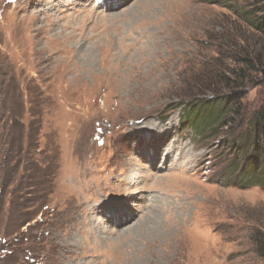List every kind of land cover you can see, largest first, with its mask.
Instances as JSON below:
<instances>
[{"label":"rangeland","instance_id":"obj_1","mask_svg":"<svg viewBox=\"0 0 264 264\" xmlns=\"http://www.w3.org/2000/svg\"><path fill=\"white\" fill-rule=\"evenodd\" d=\"M229 5L264 0H0V264H264V189L231 170L264 71L237 121L188 124L264 53Z\"/></svg>","mask_w":264,"mask_h":264},{"label":"trees","instance_id":"obj_2","mask_svg":"<svg viewBox=\"0 0 264 264\" xmlns=\"http://www.w3.org/2000/svg\"><path fill=\"white\" fill-rule=\"evenodd\" d=\"M229 8L250 29L259 34L264 40V7L255 8L247 11L244 7L230 6ZM258 12H263L262 16H256ZM242 57L235 56L233 59L236 65H244L240 69L232 70L231 77L228 78L227 87L232 89V93L223 94V90L217 89V86L209 90L214 92L213 97L199 98L194 97L190 104L188 124L199 129L201 124H205L206 129L213 135L219 132V128L227 127L230 123L229 118L242 117L243 100L245 94L241 91L247 84L248 77L253 71H264V53L263 50L247 49L240 53ZM245 68V69H244ZM226 89V88H225ZM202 95H205L204 93ZM236 152V159L231 167L232 172H239L238 184L241 187L260 186L264 189V105L257 111L250 123V129L239 136L232 143ZM247 153L248 157L244 160L241 154ZM239 170V171H238ZM259 254L264 258V239L258 248Z\"/></svg>","mask_w":264,"mask_h":264},{"label":"bare ground","instance_id":"obj_3","mask_svg":"<svg viewBox=\"0 0 264 264\" xmlns=\"http://www.w3.org/2000/svg\"><path fill=\"white\" fill-rule=\"evenodd\" d=\"M98 1H102V0H98ZM117 2H118V1H117ZM112 5H113V4H112V2H111L110 9L108 10L109 12L112 11V10L114 9V8H113L114 6H112ZM123 218L126 219V216H123ZM123 218H122V219H123ZM121 221H122V220H121ZM127 231H128V230H127Z\"/></svg>","mask_w":264,"mask_h":264}]
</instances>
